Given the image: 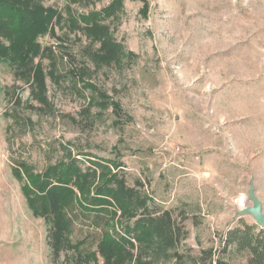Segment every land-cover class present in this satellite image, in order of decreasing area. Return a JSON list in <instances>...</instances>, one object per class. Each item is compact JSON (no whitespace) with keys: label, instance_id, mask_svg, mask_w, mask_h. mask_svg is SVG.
<instances>
[{"label":"rangeland","instance_id":"rangeland-1","mask_svg":"<svg viewBox=\"0 0 264 264\" xmlns=\"http://www.w3.org/2000/svg\"><path fill=\"white\" fill-rule=\"evenodd\" d=\"M31 1L65 21L55 38L38 39L54 60L53 78L50 58L36 60L47 74L43 103L0 63V264H79L80 255L104 264L101 228L70 211V240L81 244L53 263L47 227L22 194L24 169L70 158L122 173L152 201V216L168 211L182 227L173 250L131 239L123 264H198L208 251L214 261L239 221L259 230L238 212L251 183L264 213V0H122L111 26L122 52L106 64L68 19L113 0ZM223 259L245 264L246 254L228 249Z\"/></svg>","mask_w":264,"mask_h":264},{"label":"trees","instance_id":"trees-1","mask_svg":"<svg viewBox=\"0 0 264 264\" xmlns=\"http://www.w3.org/2000/svg\"><path fill=\"white\" fill-rule=\"evenodd\" d=\"M122 10V0H113L98 12L79 15L80 22L68 19L69 26L89 40L91 46L98 44L89 53L101 64L113 62L122 52L112 39L114 28L111 31ZM64 21L56 9L44 8L31 0H0V63H7L14 79L29 85L32 97L42 103L46 100L47 74L36 60L50 58V78L54 60L52 50L42 48L38 39L55 38V27ZM24 172L22 194L32 216L43 220L47 227L45 241L53 263L81 244L73 245L70 240L73 221L69 211L72 216L75 213L85 216L92 225L101 228L97 254L104 264L131 260V239L139 248L152 252L153 247L157 251L175 249L183 236L182 227L175 223L170 212L152 216L148 206L152 201L141 192L140 185L129 187L125 176L111 171L107 165L96 162L93 167L81 169L70 158L39 174L26 169ZM228 249L246 254L245 264H264V229L257 230L255 225L239 221L226 233L220 256L212 261L214 254L204 252L198 264H206L208 260L207 264H229L223 259ZM91 258L96 260L95 255H80L77 260L79 264H88Z\"/></svg>","mask_w":264,"mask_h":264},{"label":"water","instance_id":"water-1","mask_svg":"<svg viewBox=\"0 0 264 264\" xmlns=\"http://www.w3.org/2000/svg\"><path fill=\"white\" fill-rule=\"evenodd\" d=\"M239 216L248 215L253 222L260 228L264 229V213L262 204L256 197L252 184H249L247 191V206L238 212Z\"/></svg>","mask_w":264,"mask_h":264},{"label":"bare ground","instance_id":"bare-ground-1","mask_svg":"<svg viewBox=\"0 0 264 264\" xmlns=\"http://www.w3.org/2000/svg\"><path fill=\"white\" fill-rule=\"evenodd\" d=\"M244 202H245L244 199L239 200V206L242 207V205H243ZM246 202H247V200H246ZM244 204H245V203H244Z\"/></svg>","mask_w":264,"mask_h":264}]
</instances>
